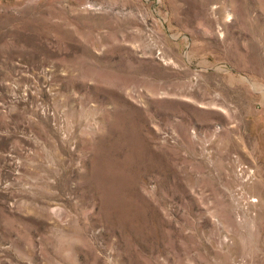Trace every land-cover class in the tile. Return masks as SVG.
<instances>
[{
  "label": "rangeland",
  "instance_id": "1",
  "mask_svg": "<svg viewBox=\"0 0 264 264\" xmlns=\"http://www.w3.org/2000/svg\"><path fill=\"white\" fill-rule=\"evenodd\" d=\"M0 264H264V0H0Z\"/></svg>",
  "mask_w": 264,
  "mask_h": 264
}]
</instances>
